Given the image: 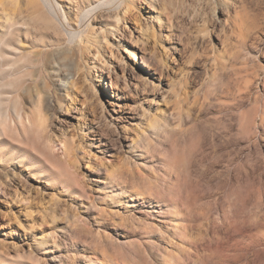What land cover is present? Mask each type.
I'll list each match as a JSON object with an SVG mask.
<instances>
[{
	"label": "rangeland",
	"instance_id": "obj_1",
	"mask_svg": "<svg viewBox=\"0 0 264 264\" xmlns=\"http://www.w3.org/2000/svg\"><path fill=\"white\" fill-rule=\"evenodd\" d=\"M101 2L0 0V264H264V0Z\"/></svg>",
	"mask_w": 264,
	"mask_h": 264
},
{
	"label": "bare ground",
	"instance_id": "obj_2",
	"mask_svg": "<svg viewBox=\"0 0 264 264\" xmlns=\"http://www.w3.org/2000/svg\"><path fill=\"white\" fill-rule=\"evenodd\" d=\"M59 0H31L34 6H43L45 11H47L53 20L64 30H66L69 34V42L72 43H77L80 44L84 41L82 38L81 34L79 31H72L70 30V25L68 24V21L65 17V15H61V6L58 3ZM129 0H106L104 3H98L96 7H99L101 5H106L108 7L114 8V10H119L123 4H126ZM95 7V8H96ZM94 8L89 9L88 11L84 12V17L87 16L91 11H93ZM82 21V17H81ZM9 28L7 29V27ZM14 22L12 18L7 14L3 18L2 22V27H3V34L2 36H6L5 34L9 33V31L13 28ZM1 113H0V135H7L10 133L13 135V137L18 138L21 137L22 140L26 143L27 147L33 151H36L42 155L47 161L53 163L55 162L56 159V154L54 152V146L49 145V144H43L41 147L38 142V135L39 131L38 128L35 127L33 124L25 121H20V128L13 129L11 128L6 119H1ZM249 128V127H248ZM248 128H245L244 130L248 133ZM250 131V130H249ZM30 150V151H31ZM174 155L176 153H173ZM170 155L167 158V164L170 166H175L176 164L180 163L181 160L177 157V154ZM67 179L70 180L71 182H74V178H72L70 175H67ZM155 192L157 193L158 197L166 203V206L170 211L168 213H173L171 211L172 208L178 209V208H185L188 207L192 200H193V195L191 191L186 188L185 184H181L180 182L176 181L173 184H170L169 187L167 188H158L154 189ZM263 224H254V227H259L263 226ZM167 226V225H166ZM168 227V226H167ZM184 228L179 227L173 229V234H182ZM165 258L167 261H177V256L174 255L173 253H166Z\"/></svg>",
	"mask_w": 264,
	"mask_h": 264
}]
</instances>
